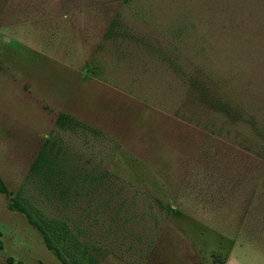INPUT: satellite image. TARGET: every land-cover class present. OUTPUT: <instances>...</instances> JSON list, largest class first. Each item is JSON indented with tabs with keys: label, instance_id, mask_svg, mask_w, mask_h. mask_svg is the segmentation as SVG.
Wrapping results in <instances>:
<instances>
[{
	"label": "rangeland",
	"instance_id": "374dc122",
	"mask_svg": "<svg viewBox=\"0 0 264 264\" xmlns=\"http://www.w3.org/2000/svg\"><path fill=\"white\" fill-rule=\"evenodd\" d=\"M263 165L264 0H0V264L224 263Z\"/></svg>",
	"mask_w": 264,
	"mask_h": 264
},
{
	"label": "trees",
	"instance_id": "16d2710c",
	"mask_svg": "<svg viewBox=\"0 0 264 264\" xmlns=\"http://www.w3.org/2000/svg\"><path fill=\"white\" fill-rule=\"evenodd\" d=\"M115 23V21H112ZM57 128L62 132H75L79 131L82 132L83 136L86 137L87 134L99 136L101 131L85 122L81 121H73L71 117L67 114H60L56 120ZM84 137V138H85ZM60 137L55 136L54 138H46L42 144L41 149L39 150L38 154L34 158L31 166L29 167V172L27 174V180L37 184L38 186L45 188L47 191L55 192V188L57 185L61 183H65L67 186L70 184L72 185H79L83 187L85 182H87L86 178L88 177L84 175L83 177L78 176V173L74 172L73 170H67V163L66 158L64 157L66 153V146L63 143L59 142ZM94 180L96 179L97 175L93 176ZM80 190L74 189L73 193L78 195ZM0 193L5 195H10L12 192L6 187V184L0 178ZM61 196L65 195L67 197V190H63L60 192ZM64 197V196H63ZM62 197V198H63ZM11 208L16 209L17 211L24 213L28 218V221L36 226L41 233L43 234L45 244L49 249H53L56 255L60 258V260L67 264L65 259L61 256V253L57 247L52 244L50 238L46 234L45 230L31 218L26 207L18 200L13 198L12 202L9 204ZM168 211H170V207L167 206ZM61 224V227L64 229V233H68L67 228ZM48 227H53V224H48ZM204 264V263H198ZM224 264V263H221Z\"/></svg>",
	"mask_w": 264,
	"mask_h": 264
},
{
	"label": "crops",
	"instance_id": "0c3cea01",
	"mask_svg": "<svg viewBox=\"0 0 264 264\" xmlns=\"http://www.w3.org/2000/svg\"><path fill=\"white\" fill-rule=\"evenodd\" d=\"M252 241L257 247L249 246ZM237 243L242 246L237 253L244 254L243 259L236 257L233 252ZM224 264H264V165L250 192L236 239L234 238L230 245Z\"/></svg>",
	"mask_w": 264,
	"mask_h": 264
}]
</instances>
